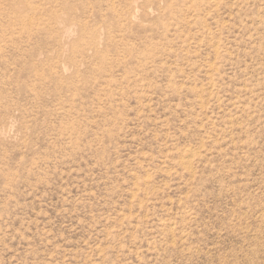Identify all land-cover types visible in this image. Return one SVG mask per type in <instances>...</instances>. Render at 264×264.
<instances>
[{
  "label": "rangeland",
  "instance_id": "rangeland-1",
  "mask_svg": "<svg viewBox=\"0 0 264 264\" xmlns=\"http://www.w3.org/2000/svg\"><path fill=\"white\" fill-rule=\"evenodd\" d=\"M0 264H264V0H0Z\"/></svg>",
  "mask_w": 264,
  "mask_h": 264
},
{
  "label": "bare ground",
  "instance_id": "bare-ground-1",
  "mask_svg": "<svg viewBox=\"0 0 264 264\" xmlns=\"http://www.w3.org/2000/svg\"><path fill=\"white\" fill-rule=\"evenodd\" d=\"M189 154V152L186 153V155Z\"/></svg>",
  "mask_w": 264,
  "mask_h": 264
}]
</instances>
